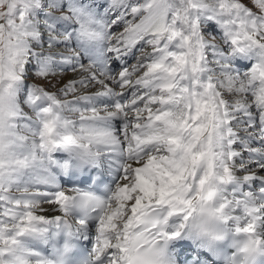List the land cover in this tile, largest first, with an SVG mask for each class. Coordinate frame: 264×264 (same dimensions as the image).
Masks as SVG:
<instances>
[{"label":"snow or ice","instance_id":"6c2138e0","mask_svg":"<svg viewBox=\"0 0 264 264\" xmlns=\"http://www.w3.org/2000/svg\"><path fill=\"white\" fill-rule=\"evenodd\" d=\"M0 264H264V0H0Z\"/></svg>","mask_w":264,"mask_h":264}]
</instances>
